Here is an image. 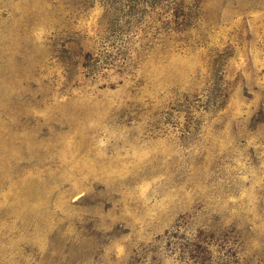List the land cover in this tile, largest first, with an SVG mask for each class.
<instances>
[{
	"label": "rangeland",
	"instance_id": "374dc122",
	"mask_svg": "<svg viewBox=\"0 0 264 264\" xmlns=\"http://www.w3.org/2000/svg\"><path fill=\"white\" fill-rule=\"evenodd\" d=\"M0 264H264V0H0Z\"/></svg>",
	"mask_w": 264,
	"mask_h": 264
}]
</instances>
